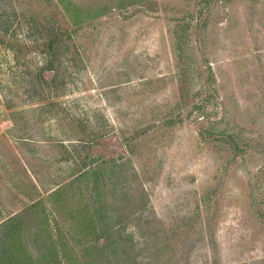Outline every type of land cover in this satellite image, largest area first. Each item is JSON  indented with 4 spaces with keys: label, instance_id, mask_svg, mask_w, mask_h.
Masks as SVG:
<instances>
[{
    "label": "rangeland",
    "instance_id": "obj_1",
    "mask_svg": "<svg viewBox=\"0 0 264 264\" xmlns=\"http://www.w3.org/2000/svg\"><path fill=\"white\" fill-rule=\"evenodd\" d=\"M70 2L99 15L74 26L53 1L0 2V223L25 215L35 261L39 200L76 257L264 264V0ZM99 165L50 206L55 184ZM96 178L104 211L82 232L68 213Z\"/></svg>",
    "mask_w": 264,
    "mask_h": 264
},
{
    "label": "trees",
    "instance_id": "obj_2",
    "mask_svg": "<svg viewBox=\"0 0 264 264\" xmlns=\"http://www.w3.org/2000/svg\"><path fill=\"white\" fill-rule=\"evenodd\" d=\"M6 0H0V2H4ZM55 2V5L57 8L61 10L63 13V16L70 20L68 21L71 23V25L74 26H81L85 24L86 22H90V20H93L94 18L98 17L99 13L97 15H92L91 13L88 14L87 11H82L80 7L76 6L71 0H65L68 3H65L64 0H49ZM7 15L5 13H0V21L3 22L4 18H6ZM58 37V36H57ZM56 37V38H57ZM70 37H66L65 39H59V46L60 48L63 47V52L61 53V56H66V60L68 57H71V55H67L74 53V55H78L75 57H79V53L75 46L70 47V43L67 47L64 46L65 42L71 41ZM52 40V39H50ZM48 43V51L47 56L50 58L46 62V67L43 68V72H55V68L53 66V60L52 57L54 56V42L50 41ZM58 41V39H57ZM56 41V42H57ZM73 56V54H72ZM74 58V56H73ZM70 59V60H73ZM66 68L60 72L56 69V74L60 75L62 80L65 78L66 74ZM211 70V69H210ZM213 72V73H212ZM211 77L213 81H215V75L214 71L211 70ZM53 78V77H52ZM129 82V81H127ZM116 85H109L108 88L112 90L111 92L116 91ZM121 87V86H119ZM22 115V114H16ZM23 116V115H22ZM27 120L26 116H24ZM14 118V117H13ZM22 118V117H20ZM28 121L25 123V125L22 127V132H25L26 134L28 132ZM136 135V134H135ZM135 136L131 137L130 139L123 140L124 143L129 144V141L133 140ZM21 139H26V137H21ZM30 139V138H29ZM62 150L63 155H69L71 151L67 149V146H59ZM64 162L67 161V159H63ZM66 160V161H65ZM100 165L96 168H91L88 170H80L77 173L72 174L71 176L67 177L65 180V183L60 186L61 183L55 184L57 187L53 191L48 193V203L54 210L57 211V207L60 201L63 199L62 195H66L67 192L70 189L75 188V186L80 185L83 181L86 179H89L90 177H98L100 174ZM98 171V172H97ZM93 185H90L86 188V191L88 193L89 200L92 201L91 205H88L87 203H84L83 207L76 206V208H72L69 211V216L73 220V226L76 230L79 231H89L92 233H95L96 229V216H99L104 211V203L102 199V195L98 194L100 192V189L98 190L100 183L98 179L96 178L93 183ZM90 189V190H88ZM98 190V193L96 192ZM97 194V195H96ZM82 198H84V195H82ZM76 195L72 194L70 196L71 205L75 202ZM42 201H35L30 205V211L35 210V216H36V228L38 230V234L42 237V246L39 248L38 253V259L35 261L28 253L26 245L24 243V223H25V215L21 213L20 215L13 216L9 218L8 220L0 223V264H102L103 262V254H102V248L94 250L95 245H89L87 248L84 249V252H82L78 257H76V254L71 250L70 252L66 249L67 247V240L64 234L60 231L56 235L53 233L49 221L46 214V209L42 205ZM63 207V206H62ZM73 227V229H74ZM88 233L87 235H89ZM86 235V236H87ZM81 262V263H80Z\"/></svg>",
    "mask_w": 264,
    "mask_h": 264
}]
</instances>
